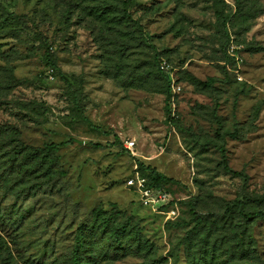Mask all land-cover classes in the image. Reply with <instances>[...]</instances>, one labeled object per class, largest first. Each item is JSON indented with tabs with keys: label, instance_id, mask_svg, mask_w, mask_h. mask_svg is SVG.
I'll return each mask as SVG.
<instances>
[{
	"label": "rangeland",
	"instance_id": "rangeland-1",
	"mask_svg": "<svg viewBox=\"0 0 264 264\" xmlns=\"http://www.w3.org/2000/svg\"><path fill=\"white\" fill-rule=\"evenodd\" d=\"M240 1L129 0L119 28L107 0H0V264H264V218L227 210L264 195V0ZM137 160L168 208L128 185Z\"/></svg>",
	"mask_w": 264,
	"mask_h": 264
},
{
	"label": "trees",
	"instance_id": "trees-1",
	"mask_svg": "<svg viewBox=\"0 0 264 264\" xmlns=\"http://www.w3.org/2000/svg\"><path fill=\"white\" fill-rule=\"evenodd\" d=\"M236 1H237L238 7H240L241 1L240 0H236ZM103 5L104 6L101 7L100 12L98 13V15L101 16L100 20L103 19V22H108L109 24L111 23L112 25H114L116 27L122 28L125 25V21L131 19V12L129 10V0H107L106 4H103ZM216 13L222 19V24H223V27L225 29V32L228 33L227 26H226L228 17L225 16L223 18L221 10H217ZM47 60H48V64L52 68H54L56 70H60L59 66L56 63V60L54 59L53 55L49 52V50L47 52ZM160 62H161V60H159V62H158V72L168 84L167 90H166L167 91L166 95H167V98H169L170 97L169 85H170L171 79H170V75L168 73L160 70V68H159ZM61 75H62V79L66 83H70V79L66 75H64L62 73H61ZM213 82H214V79L210 78L206 82H204L203 85L212 87ZM79 111H80L81 117L84 120L89 122L88 117L84 114L81 107H79ZM238 131H239L238 125L235 123L234 124V130L229 131L226 135L235 139V138H237ZM218 135L220 136V139L224 140V135H222L220 133ZM118 140H119V138H117V141ZM72 142H74L73 138H70L68 140L61 141L58 143L52 142V143L45 146V148H44L45 153L43 156H48L52 152H57L60 149V147L67 146V145L71 144ZM218 149H219V152L221 155V166L223 167L224 172L227 174H231L233 176H236V177H240L242 180L246 181L248 179V174L243 169L242 170H236L230 166L225 145L223 143L220 144L218 146ZM26 154L33 156L34 151L27 150ZM137 164L143 172L148 171V176L150 177L149 185H151V186L160 188V186L162 185V183L165 180H170V178H168L165 174L158 172L155 168H152L150 166H146L141 160H137ZM261 204L263 205V207H261ZM227 210L230 213H233V212L237 213L239 218L243 221H249V220H255L258 218H264V195L257 196L256 198H253L250 196L245 197L244 199L237 198L232 203L228 204ZM99 212H100V210H99ZM197 220H199V216H198ZM74 264H85V263H84L82 257L75 256L74 257Z\"/></svg>",
	"mask_w": 264,
	"mask_h": 264
},
{
	"label": "built area",
	"instance_id": "built-area-1",
	"mask_svg": "<svg viewBox=\"0 0 264 264\" xmlns=\"http://www.w3.org/2000/svg\"><path fill=\"white\" fill-rule=\"evenodd\" d=\"M160 70L168 73L170 75V79L172 80L173 78V72L167 63L166 60H161L160 65H159ZM172 87L174 90H180L181 86L179 84H175L174 82L172 83ZM126 147L130 150H133L135 146V141L129 140L125 142ZM128 185L135 186L139 192L142 195V200L145 205L160 209V208H168L171 203V198L170 195L161 188L157 187H150L147 182L146 178L140 176L139 173H137L135 176H132L128 180ZM168 215L169 216H176L177 215V209L176 208H170L168 210Z\"/></svg>",
	"mask_w": 264,
	"mask_h": 264
}]
</instances>
